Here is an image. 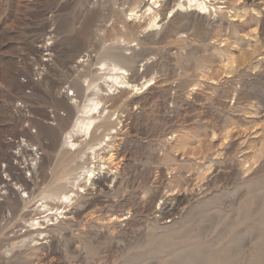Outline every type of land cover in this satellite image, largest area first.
Masks as SVG:
<instances>
[{
    "label": "rangeland",
    "instance_id": "obj_1",
    "mask_svg": "<svg viewBox=\"0 0 264 264\" xmlns=\"http://www.w3.org/2000/svg\"><path fill=\"white\" fill-rule=\"evenodd\" d=\"M171 1L149 27L151 0H0V264H264V0ZM106 61L151 86L105 95ZM88 82L106 114L74 148Z\"/></svg>",
    "mask_w": 264,
    "mask_h": 264
},
{
    "label": "bare ground",
    "instance_id": "obj_2",
    "mask_svg": "<svg viewBox=\"0 0 264 264\" xmlns=\"http://www.w3.org/2000/svg\"><path fill=\"white\" fill-rule=\"evenodd\" d=\"M151 0V3L150 4H146L147 5V8L145 10V12H142L141 15H147L149 16V21L148 22V25L149 27H159L158 26V16H159V13L161 11H164L165 9H171L170 11H172L174 9V6H172V1L171 0ZM176 1V2H175ZM145 2V1H144ZM149 2V1H148ZM161 2V3H160ZM222 3L225 2V1H221ZM158 3V5H156ZM160 3V4H159ZM177 3V12L181 13L182 14V8L186 9L187 11L189 12H192L196 18H199V19H204L207 17V12L209 11L211 13V6H212V0H174V4ZM144 5V6H145ZM137 6V5H136ZM135 6V7H136ZM140 7V6H139ZM221 8V7H220ZM132 9V8H131ZM137 9V8H136ZM134 9L133 10V14L131 15H134L137 17V14H138V11ZM182 9V10H181ZM143 10V9H142ZM217 10V8H216ZM131 11V10H130ZM174 11V10H173ZM185 11V10H184ZM165 13V12H163ZM172 13V12H171ZM162 14V13H161ZM176 14V13H175ZM185 14V13H184ZM192 14V15H193ZM190 15V14H189ZM146 16V17H147ZM171 16V15H170ZM140 17V16H139ZM144 17V18H146ZM191 17V16H190ZM189 18V17H188ZM148 19V18H147ZM146 19V20H147ZM193 19V18H192ZM198 21V20H197ZM161 22V21H160ZM164 22V21H163ZM198 23V22H197ZM207 23V22H206ZM163 25V24H162ZM194 25V24H193ZM146 28V27H145ZM163 29V28H162ZM160 33V32H159ZM148 34V33H147ZM152 34V33H151ZM154 34V33H153ZM157 34V33H155ZM150 35V34H149ZM130 38V37H129ZM127 38V39H129ZM132 38V37H131ZM130 40V39H129ZM132 40H134L132 38ZM136 40V39H135ZM120 42V41H119ZM128 42V41H127ZM118 43V42H117ZM116 43V44H117ZM119 44V43H118ZM120 45V44H119ZM133 45V44H132ZM115 47V46H114ZM135 47V46H134ZM132 48V47H131ZM142 49V48H141ZM132 50V49H131ZM135 50V49H134ZM143 50V49H142ZM133 51V50H132ZM137 51V50H136ZM140 51V50H139ZM138 52V51H137ZM140 53V52H139ZM136 54V53H135ZM121 55V54H120ZM136 56V55H135ZM139 56V55H138ZM117 57H121V56H117ZM130 59V57L128 58ZM121 60V59H120ZM133 60V59H132ZM128 61V60H127ZM134 61V60H133ZM138 61V60H137ZM131 62V61H130ZM133 64V63H132ZM136 66V65H135ZM102 69L103 70L102 72L103 73H106V75L104 76L105 77V83H107L109 89V92L105 93V95H110V94H113L112 92H114L115 90H119V88H122V91L123 89H129V88H132L134 91L136 92H141L142 89H147L149 88V86H151V83L150 82H145V84L142 86H139V84H134L132 83L130 80H128L126 78V75L128 74V70L126 68H124L122 65H120L119 63L115 62V61H106V62H103L102 65H101ZM137 69V68H136ZM135 70V69H134ZM136 71V70H135ZM101 72V71H100ZM137 72V71H136ZM135 72V73H136ZM139 73V72H137ZM131 75V74H130ZM139 75V74H137ZM136 76V75H135ZM132 77V76H131ZM86 85V83H85ZM101 85V84H100ZM99 84H93V83H87V89H91L93 92V96H90L88 95L86 98V103L84 104V106L80 109V107L78 106V111L81 112V115H78L77 118L75 119L74 121V125L72 127L71 130H69L68 134H67V137L69 139L68 143L72 146V147H76L77 145V142L75 140V138L81 134L85 135L86 137L89 136L91 137L92 136V133L94 132L95 129H97L96 127L99 126V123H100V118L101 116L105 115L103 113V115H101V112H103L102 109H105L104 108V100L103 99V93H102V89L100 87ZM106 85V84H105ZM85 89V87H84ZM114 90V91H113ZM127 91V90H126ZM85 92V90L83 91ZM121 92V90H120ZM128 92V91H127ZM102 93V94H101ZM129 93V92H128ZM142 93V92H141ZM75 94V93H74ZM73 94V95H74ZM88 94V93H87ZM136 94V93H135ZM107 109V108H106ZM108 111V110H107ZM106 112V111H105ZM98 114V115H97ZM110 133V132H109ZM112 133V132H111ZM109 135V134H107ZM88 137V138H89ZM110 138V137H108ZM107 138V139H108ZM82 141V140H81ZM106 141V140H105ZM101 143V142H99ZM98 143V145H100ZM79 144V143H78ZM97 144V143H96ZM102 144V143H101ZM108 144V143H106ZM95 146V145H94ZM92 147V151H95V158H98L99 154L97 153L98 151V147L95 146V147ZM91 149V148H90ZM91 151V150H90ZM93 153V152H92ZM100 169V168H99ZM87 173V174H86ZM94 175L95 174V168L94 166H91L90 167H86L85 168V176L87 177V179L89 181H93L94 180ZM85 178V177H84ZM75 180V179H74ZM87 180V181H88ZM93 183V182H92ZM77 185V184H76ZM62 188V190H60V192H57L56 194H53L52 197H57L60 199V201H62V203H69L75 199V195L77 192L73 191V189L71 190H64L63 189H66V185L65 186H59V188ZM68 187V186H67ZM81 188V187H80ZM73 191V192H72ZM72 204V203H71ZM48 206V204L46 205V207ZM66 207V206H65ZM55 208V207H53ZM48 209V208H47ZM49 209H52V207L49 206ZM53 210V209H52ZM59 208H57L56 211H58ZM63 211V210H62ZM50 213V212H49ZM57 213V212H56ZM62 213V212H60ZM127 218V217H126ZM51 220V219H50ZM35 224V223H34ZM32 224V225H34ZM51 224H54V223H51ZM35 226V225H34ZM31 227V226H30ZM32 229V228H31ZM34 229L37 231L38 234H42L43 230L45 229L43 226H42V223L41 222H37V225L36 227H34Z\"/></svg>",
    "mask_w": 264,
    "mask_h": 264
},
{
    "label": "built area",
    "instance_id": "obj_3",
    "mask_svg": "<svg viewBox=\"0 0 264 264\" xmlns=\"http://www.w3.org/2000/svg\"><path fill=\"white\" fill-rule=\"evenodd\" d=\"M8 143H17V148L13 150L14 157L17 159L22 158L23 156L30 154V158L25 162V166L22 168L26 177H31L32 174L37 169L42 158V150L38 146H34L32 143L28 142L25 138H20L19 140H14L13 138H7ZM3 178L8 180L10 176L7 174H2ZM5 186L0 187V195L6 193L4 191Z\"/></svg>",
    "mask_w": 264,
    "mask_h": 264
}]
</instances>
